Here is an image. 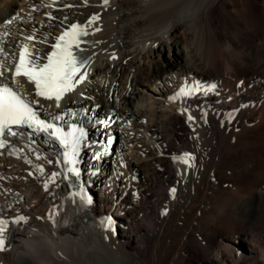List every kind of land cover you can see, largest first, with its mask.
I'll return each mask as SVG.
<instances>
[{
	"label": "bare ground",
	"instance_id": "1",
	"mask_svg": "<svg viewBox=\"0 0 264 264\" xmlns=\"http://www.w3.org/2000/svg\"><path fill=\"white\" fill-rule=\"evenodd\" d=\"M72 24L87 61L39 96L21 53L42 67ZM3 87L73 125L77 173L10 128L0 264H264V0H0Z\"/></svg>",
	"mask_w": 264,
	"mask_h": 264
},
{
	"label": "snow or ice",
	"instance_id": "2",
	"mask_svg": "<svg viewBox=\"0 0 264 264\" xmlns=\"http://www.w3.org/2000/svg\"><path fill=\"white\" fill-rule=\"evenodd\" d=\"M15 17H13V20ZM13 20L5 21L6 24H11ZM86 34V33H85ZM80 35V31L77 25L72 26V30L68 33H65L64 36L59 39L63 40L65 36H71L73 40ZM30 39H32L30 37ZM56 48H61L60 53L53 52L48 58V63L44 64L42 67H36L32 65L31 67L27 66L26 56L27 49L25 48L20 56V60L16 66L17 75L28 76L32 81L35 82L38 89L37 94L46 98L55 97L57 100L63 95L64 92L68 91L74 85L70 84V81L75 76L78 71L77 68V59L76 56L68 50L67 47H62V45H55ZM81 61V66L83 65ZM83 79V77H80ZM77 83L79 80L76 81ZM212 88H215V85H211ZM35 122L40 125L45 131L47 128H44V122L36 119V114L32 107L28 103H25L20 97L17 96L12 89L8 87L0 88V133H3L4 129L8 128L9 132L11 129L9 125H22L30 124ZM48 127H53V125H48ZM15 134V133H11ZM62 144H68L69 141L67 138L61 140ZM78 140H73V148H75ZM190 154H185V157ZM184 162L187 163V159H184ZM173 191H175L173 189ZM91 198H88V203H91ZM23 220V217H20ZM4 221H0V225L4 224ZM4 228L0 227V248L4 244Z\"/></svg>",
	"mask_w": 264,
	"mask_h": 264
},
{
	"label": "rangeland",
	"instance_id": "3",
	"mask_svg": "<svg viewBox=\"0 0 264 264\" xmlns=\"http://www.w3.org/2000/svg\"><path fill=\"white\" fill-rule=\"evenodd\" d=\"M86 59V58H85ZM118 124V123H117ZM117 124H116V127H117ZM92 129V128H91ZM104 138H105V141L107 142H109V136H104ZM115 139H116V137H114ZM174 138H175V136H174ZM173 138V142H175L176 140ZM97 151H99V153H101V148L99 147L98 148V150ZM163 172H164V168L162 169V168H160V169H157V171H156V173H157V175L159 174L160 176H161V178H162V175H163ZM153 176V175H152ZM136 177H138V175L136 174ZM161 184V183H160ZM81 194V197H83V198H85L86 200L88 199V198H91V196H90V194H88V193H80Z\"/></svg>",
	"mask_w": 264,
	"mask_h": 264
}]
</instances>
